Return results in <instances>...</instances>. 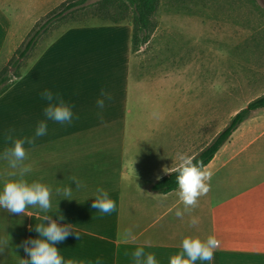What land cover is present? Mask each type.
Wrapping results in <instances>:
<instances>
[{"label": "crops", "instance_id": "crops-1", "mask_svg": "<svg viewBox=\"0 0 264 264\" xmlns=\"http://www.w3.org/2000/svg\"><path fill=\"white\" fill-rule=\"evenodd\" d=\"M66 1L0 0V69L37 25ZM127 21L96 22L67 31L56 28L46 50L36 46L23 77L0 98V191L12 171L2 158L5 147L11 146L5 136L35 137L38 123L46 120L47 101L41 93L47 89L61 94L73 111L71 123L47 120L46 135L24 144V163L31 166L25 178L51 189L52 208L43 213L29 207L21 215L0 208V264H20L28 258L21 245L39 238L30 231L43 222L38 213L53 219L63 215L61 225H73L74 232L56 245L65 264L68 260L134 264L132 253L138 247L155 253L157 264H170L186 236L202 240L215 236L220 242L211 261L195 264H264V152L256 148L264 147V130L248 128L253 117L240 126L206 167L212 174L206 181L209 192L198 198V206L183 219L178 218L175 213L184 205L176 191L164 195L152 187L172 173H165V167L179 163L177 153L184 152L190 142L188 129L208 119L196 116L192 98L185 112L179 113L178 76L173 74L177 48L172 40L157 42L163 37L161 26L147 44L134 50L133 24ZM151 44L155 47L148 50ZM102 89L111 99L101 97ZM192 93L187 90L182 95ZM101 98L102 109L97 106ZM173 125L187 129L185 138H179L174 129L170 138L156 139L154 132L161 137L163 127ZM259 127L264 129V124ZM148 143L146 152L138 153L139 145ZM72 176L83 187L77 189L69 179ZM65 187L73 189L70 197L57 194V188ZM98 188L115 201L112 213L92 207ZM192 217L199 220L195 226L190 223ZM128 229L135 241L125 239Z\"/></svg>", "mask_w": 264, "mask_h": 264}, {"label": "rangeland", "instance_id": "rangeland-1", "mask_svg": "<svg viewBox=\"0 0 264 264\" xmlns=\"http://www.w3.org/2000/svg\"><path fill=\"white\" fill-rule=\"evenodd\" d=\"M71 1L78 0H67L45 17L37 29L53 20ZM98 1L88 0L82 8L50 22L38 48L46 50L56 28L67 31L72 27L88 28L96 22H111L104 20L107 15L99 14ZM110 12L112 15L114 9ZM153 23L156 28L161 26L163 35L156 38L157 42L172 40L177 48V72L173 74L178 76L179 113L183 109L185 112L186 103L192 98L194 110L198 111L196 116L208 119L198 120L188 129L190 142L181 153L194 156L229 124L234 114L264 95V0H162ZM154 47L151 44L148 50ZM187 90L193 91L192 96L182 95ZM263 124L264 110H260L247 126L260 132L264 130L259 127ZM174 129V125L163 127L161 137L159 132L154 135L156 139H167ZM186 132L185 128L175 129L179 138H185ZM149 146V143L139 145L138 153L146 152ZM256 148L264 152V147Z\"/></svg>", "mask_w": 264, "mask_h": 264}, {"label": "clouds", "instance_id": "clouds-1", "mask_svg": "<svg viewBox=\"0 0 264 264\" xmlns=\"http://www.w3.org/2000/svg\"><path fill=\"white\" fill-rule=\"evenodd\" d=\"M41 96L47 101V106L44 109L46 120L38 123L35 137L46 135L47 120L65 124L71 123L73 119L72 107L61 94H54L45 89ZM101 97L111 99V96L103 89L101 90ZM97 106L101 109L104 107L103 98L97 100ZM153 115L155 116L156 113H153ZM35 137L19 139L11 133H7L5 136L6 143L11 146L5 147L2 158L7 161L12 171L7 173V178L3 181V190L0 191V208L6 209L11 214H24L29 207L38 208L40 212L48 213L52 208L51 189L38 180L29 182L25 178L26 174L31 172V166L24 163L27 159L24 144L26 142L29 144L35 143ZM177 160L179 163L176 164L175 168L165 167L164 172H175L177 174L176 184L178 188L176 195L184 208L182 210L178 208L175 214L178 218L183 219L186 213H190L191 209L198 206V198L209 192L210 188L206 181L211 179L212 174L207 170L202 160L194 162V157L190 155L177 153ZM69 179L76 183L77 189L83 187L78 178L72 176ZM72 191L71 187L56 189L57 194H62L64 197H70ZM94 195L93 208L105 214L115 211V201L110 198L106 190L98 188ZM148 195L153 196L151 193ZM37 218L43 222L37 224L34 229L30 228V231L34 230L38 233L39 238H29L22 243L21 246L28 258L21 259L20 264H65L64 258L60 255V250L56 245L63 242L74 232L73 225H61L59 221L64 220L63 215L58 219H53L47 214L40 216L38 213ZM190 223L195 226L199 223V220L192 217ZM125 239L129 241L136 240L131 229L126 230ZM219 245L220 242L215 236H208L206 240L186 236L181 241V251L170 257V264H195L197 260L211 261L214 257V251ZM132 259L134 264H157L155 253H146L144 247L136 248L132 253ZM66 264H73V261L68 260Z\"/></svg>", "mask_w": 264, "mask_h": 264}, {"label": "trees", "instance_id": "trees-1", "mask_svg": "<svg viewBox=\"0 0 264 264\" xmlns=\"http://www.w3.org/2000/svg\"><path fill=\"white\" fill-rule=\"evenodd\" d=\"M162 0H100L96 2L99 14L107 15L104 20L114 23L124 22L132 19L133 24V47L138 50L151 39L152 33L156 29L153 19L157 14ZM88 0L71 1L64 5V10L57 13L55 18L47 21L43 26L35 30L27 37L25 42L16 51L13 58L0 69V98L5 95L23 77V69L32 52L35 50L40 38L45 34L47 27L55 20L62 19L67 13L87 5ZM114 9L112 15L110 10ZM110 15V16H108ZM38 26V25H37ZM264 110V95L252 101L246 108L238 112L220 132L214 140L197 156L195 161L202 160L207 167L215 158L217 153L230 140L232 135L242 124L250 120L257 111ZM176 173L172 172L168 176L159 180L153 185L152 190L160 194H170L177 190Z\"/></svg>", "mask_w": 264, "mask_h": 264}]
</instances>
